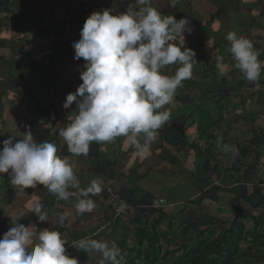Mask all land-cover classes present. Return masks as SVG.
Masks as SVG:
<instances>
[{"label": "crops", "instance_id": "obj_1", "mask_svg": "<svg viewBox=\"0 0 264 264\" xmlns=\"http://www.w3.org/2000/svg\"><path fill=\"white\" fill-rule=\"evenodd\" d=\"M79 1L88 9L79 16L73 15L65 2L59 6L53 0H44L41 4L36 0H25L24 5L22 0H11L2 7L0 44L3 49H0V58L8 65L1 72L16 76L13 85L20 94L33 90L36 101L41 100L48 111H53H47L46 116H39L33 111L25 113L26 107L31 105L25 98L15 101L13 109L2 105L4 119L2 122L0 119V150L4 140L11 136L15 137L14 142L22 139L25 125L37 121L47 132L44 142L55 144L59 156L69 157L80 189H86L93 179L100 178L102 191L88 197L94 201L95 208L80 214L76 204L84 197L78 189H69L74 195L68 200H59L44 186L46 197L53 205L45 210L49 221L40 222L28 209L30 204L43 201L42 191L35 187L29 194L10 181L12 193L6 194L4 189L0 191V238L16 222L25 226L35 224L38 230L48 228L61 232L68 243L90 236L109 244L114 241L120 247L119 242L124 237L122 256L131 250L134 255V250L139 249L138 238L134 234L136 226L148 234L155 232L157 236L166 238L171 235L167 222H175L183 208L197 212L198 208L190 202L199 195L196 177L204 174L205 168L208 172L217 168L219 172L217 180L212 179L204 187L205 191L212 188H245L248 194L256 189L264 195V65L258 82L245 80L234 66L235 61L229 51L230 42L226 39L233 31L248 38L260 52L258 59L264 62V0H176L172 7L169 6L171 0H152L151 6L162 16L189 20L192 30L183 33V47L195 52L197 63L193 66L191 78L182 82V86L175 91L173 101L165 106L171 111V118L157 131L147 157L139 156L127 137L123 136L112 143L92 142L87 156H75L68 151L59 135L60 129L70 122L72 112L77 110L75 103L67 109L62 104L66 95L75 93L82 83L80 73L84 70L85 61L83 58L74 59L71 45L79 39L84 20L93 12L104 9L111 10L112 14L124 12L135 2ZM23 43L26 44L23 53L14 52L15 45ZM173 43L182 45L183 40L178 37ZM217 57H223V60ZM19 61H25L22 67L17 64ZM33 62L44 69L35 67ZM178 67L176 64L169 65L161 72L171 76ZM7 114L9 117H6ZM220 137L223 139L218 147ZM223 145L234 146L238 153L234 155L223 150ZM244 173L248 175L245 179L242 176ZM224 180L225 183H222ZM188 186L193 189L192 193L185 190ZM108 189L138 206V209L153 200H165L168 206L161 212L160 220L163 218V222L153 228L159 215L146 211L110 222L112 210ZM232 201V194H219L215 206L219 213L208 212L207 207L211 204L208 200L202 202V205L209 204L205 207L207 209L204 211L202 206L200 209L227 221L232 217L231 203H236ZM240 205H244L241 200L238 201ZM60 214H66V219L62 224L54 225L52 222ZM249 214L264 221V207ZM251 230L252 224H246L245 233ZM159 244L162 245L161 242ZM240 247L244 252L245 245ZM144 248L146 243L140 247L139 263L145 262ZM164 251L162 248L161 253ZM73 257L78 264H101L102 261L103 264H111L103 259L102 254L94 252L87 253L84 259L78 252Z\"/></svg>", "mask_w": 264, "mask_h": 264}, {"label": "clouds", "instance_id": "obj_2", "mask_svg": "<svg viewBox=\"0 0 264 264\" xmlns=\"http://www.w3.org/2000/svg\"><path fill=\"white\" fill-rule=\"evenodd\" d=\"M171 0L169 6H175ZM152 0H135L126 11L112 14L104 9L93 12L83 22L80 37L71 47L74 59L83 58L80 73L82 83L75 93H68L62 107L73 103L70 122L59 131L68 151L87 156L92 142L112 143L118 137H127L139 156L147 157L157 131L171 118L165 108L174 99L182 82L190 79L196 62L195 52L184 48L183 33L191 32L189 20L162 16L151 6ZM180 37L182 45L173 43ZM230 53L235 67L245 80L258 82L262 65L260 52L253 43L236 32H229ZM223 60V57H217ZM179 65L174 75L161 72L166 66ZM23 138L3 141L0 150V173H8L11 183L23 189L45 186L59 200H68L78 189V213L90 212L95 203L89 195L102 191V180L93 179L86 189L80 182L68 156H59L51 142L37 143L30 127L25 125ZM223 137L217 141L221 146ZM223 150L234 155L238 149L223 145ZM40 222L49 221L42 203L36 201L28 209ZM66 214L58 215L55 224H62ZM67 239L57 230H38L35 224L15 223L0 238V264H78L67 255ZM87 253L102 254L111 264H122L121 250L113 241L82 239L78 245ZM103 264V261L101 262Z\"/></svg>", "mask_w": 264, "mask_h": 264}, {"label": "trees", "instance_id": "obj_3", "mask_svg": "<svg viewBox=\"0 0 264 264\" xmlns=\"http://www.w3.org/2000/svg\"><path fill=\"white\" fill-rule=\"evenodd\" d=\"M9 1L11 0H0V11L2 7L8 5ZM24 1L25 0H22V5H24ZM36 1H38L39 4L44 2V0ZM74 1H76L77 4H80L79 0H60L56 4L61 6L63 2H65V6L71 8L70 12L76 16L88 11L86 10L84 12H80L78 8L73 7ZM4 10L7 12L5 8ZM15 46L17 48L16 50L15 48L13 49L14 52L20 55L23 53L26 44H16ZM0 49H3L2 44H0ZM63 58L65 59L66 57ZM23 63H25V61L17 62V64L21 67L24 65ZM32 64L35 67L44 69V67L36 64L35 62ZM6 65H8V63H4L0 58L1 122L4 119L3 106L13 109L14 102L19 98H25L28 101V104H31L29 107L30 109L26 107L25 113L33 111L39 116H46L48 115V112L50 113V111H53V109L48 111L47 108L42 105L40 100L41 98H39L40 101H36L33 90L24 91V94H20V92L13 85L14 81L16 80V76L1 72V70ZM2 100H4V102H2ZM54 115L56 116L57 113H54ZM6 117H9V115L7 114ZM29 127L32 131L35 142L40 143V140L41 142L46 140L44 137L47 132L41 129L42 127L37 121H31ZM0 146H2L1 143ZM218 175L219 172L217 168H213L211 172H208L207 168H205L204 174H198L196 179L199 185V195L195 200L190 202L192 206L198 208L197 212H190V210L183 208L180 211L181 215L176 218L175 222H167V229L171 232L170 236H167L166 238L162 236L160 237L157 236L155 232L148 234L142 228L136 226L134 234L135 237L138 238L139 249L137 248L138 251L137 249L134 250V255H132L133 250H131V252L126 256H122L121 254V258L124 260L123 264H264V221L258 217H254L252 214H249L251 212H257L258 210L263 209L264 195L256 189L248 194L245 188H238L234 190H228L226 188H212L205 191L204 187L208 185L207 183L211 182L212 179L217 180ZM242 176L244 179L248 177V175L245 173L242 174ZM10 181L11 178L8 173H0V191L4 189L6 194L12 193V186L10 187L9 185ZM222 183H225V180L222 181ZM222 183L220 181V185L223 187ZM15 187L17 188L18 186ZM36 187L42 191L43 201L40 203H42L43 209L45 211L46 209L50 208L53 203L52 201L48 200V197H46L47 192L43 185H37ZM23 192L30 194L31 188L23 189ZM229 193L233 195L234 201L232 202H236L234 205L231 203L232 208L230 213H232V217L230 220L222 221L219 220L217 216H212L204 212L205 209L208 208V212L219 213V210L215 207L217 205L218 196L219 194ZM204 200L211 202L209 207L205 208V203L202 205ZM239 200H241L244 205L238 206ZM129 204L135 210V212L132 214L133 217L137 215L139 211H146L150 212L151 214L155 213L159 215L155 221V224L153 225V228L163 222V218L162 221L160 220L162 209L159 211L151 210L145 207L138 209V206L132 203ZM200 206L204 208L203 212H201ZM146 207H148V205ZM244 208H247V211ZM111 219L110 222H112ZM116 221H118V219ZM249 223L252 224V230L250 233H245L246 224ZM125 241V238L122 237L121 241L119 242V249L121 251ZM160 242L162 245L159 244ZM142 243H146V248H144L145 255L143 258L145 262L139 263L138 259L141 255L140 247H142ZM240 245H245L246 249L244 252L241 250ZM170 246L171 250H168ZM162 248L165 249L163 253H161ZM76 252L79 253V256L82 255L81 259H84L87 255L84 250L78 249L72 252L70 258H72Z\"/></svg>", "mask_w": 264, "mask_h": 264}, {"label": "built area", "instance_id": "obj_4", "mask_svg": "<svg viewBox=\"0 0 264 264\" xmlns=\"http://www.w3.org/2000/svg\"><path fill=\"white\" fill-rule=\"evenodd\" d=\"M56 3L59 2L60 0H54ZM79 4H77L76 1H74V5L73 7L78 8ZM85 6H82V9L85 10ZM107 194L109 196V200L111 202V208H112V222L116 221L117 219H120L122 217L128 216V215H132L134 213V209L130 206V204L124 200L121 199L112 189H108L107 190ZM165 206L164 201L159 200L157 202H153L150 206V209L158 211L159 209L163 208ZM86 238H91L93 239V237H85L83 239ZM82 240L79 239L77 241H73V242H69L68 244L65 245L66 251H67V255L70 257V255L72 254L73 251L78 250L79 247H74L72 245L76 244L78 245V242Z\"/></svg>", "mask_w": 264, "mask_h": 264}, {"label": "bare ground", "instance_id": "obj_5", "mask_svg": "<svg viewBox=\"0 0 264 264\" xmlns=\"http://www.w3.org/2000/svg\"><path fill=\"white\" fill-rule=\"evenodd\" d=\"M78 10L80 11V12H84V11H86V10H88L87 8H85V10H83L82 9V5H80L79 4V6H78ZM117 194V193H116ZM118 195V194H117ZM119 196V195H118ZM120 197V196H119ZM121 198V197H120ZM122 199V198H121ZM159 200H162V201H164V203H165V206L163 207V208H161V209H164V208H166L167 206H168V204L166 203V201L165 200H163V199H156V200H153L151 203H150V205H148V207H145V208H148V209H150V206H151V204L153 203V202H157V201H159ZM161 209H159V210H161ZM111 210H112V208H111ZM152 210V209H151ZM158 210V211H159ZM134 212H135V210H134ZM123 218V217H122ZM121 219V218H120ZM102 229H104V228H102ZM101 229V230H102Z\"/></svg>", "mask_w": 264, "mask_h": 264}, {"label": "rangeland", "instance_id": "obj_6", "mask_svg": "<svg viewBox=\"0 0 264 264\" xmlns=\"http://www.w3.org/2000/svg\"><path fill=\"white\" fill-rule=\"evenodd\" d=\"M6 17L8 18V15H6ZM186 191H188L189 193H192L193 192V189L191 188V187H189L188 186V189H185ZM179 191H181V190H179ZM181 193V192H180ZM187 195V194H186ZM183 196H185V194L183 195ZM209 205V204H208ZM208 205H205V207L206 206H208Z\"/></svg>", "mask_w": 264, "mask_h": 264}]
</instances>
